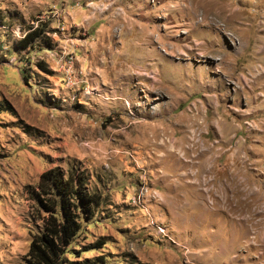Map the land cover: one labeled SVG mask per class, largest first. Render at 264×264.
Here are the masks:
<instances>
[{
	"label": "rangeland",
	"instance_id": "1",
	"mask_svg": "<svg viewBox=\"0 0 264 264\" xmlns=\"http://www.w3.org/2000/svg\"><path fill=\"white\" fill-rule=\"evenodd\" d=\"M54 168L102 199L74 260L264 264V0H0V264Z\"/></svg>",
	"mask_w": 264,
	"mask_h": 264
},
{
	"label": "trees",
	"instance_id": "2",
	"mask_svg": "<svg viewBox=\"0 0 264 264\" xmlns=\"http://www.w3.org/2000/svg\"><path fill=\"white\" fill-rule=\"evenodd\" d=\"M39 31L29 33L25 43L38 38ZM28 193L38 224L30 234L23 264H91L71 258L79 257L81 250H76L73 243L102 203L101 195L88 189L83 174L64 173L56 168L47 170Z\"/></svg>",
	"mask_w": 264,
	"mask_h": 264
}]
</instances>
